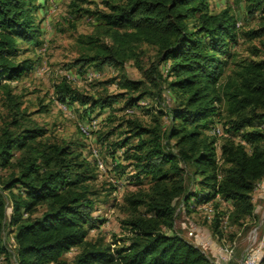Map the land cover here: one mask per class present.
<instances>
[{"label":"trees","instance_id":"1","mask_svg":"<svg viewBox=\"0 0 264 264\" xmlns=\"http://www.w3.org/2000/svg\"><path fill=\"white\" fill-rule=\"evenodd\" d=\"M37 1L0 0V90L10 115L0 129V168L10 170L0 188V260L215 264L174 230V220L177 202L188 207L217 197L231 202V218L239 222L251 215L252 192L264 178V55L239 61L221 80L226 56L239 39L232 7L211 12L209 0H98L93 9L71 4L73 12L91 15L98 24L94 33L83 36L85 51L69 67L81 73L88 65L97 70L114 66L119 92L91 95L62 78L53 85L56 100L68 105L76 102L89 112L103 110L117 99L124 100V107H135L149 97L159 101L162 89L176 100L167 110L146 108L152 115L150 124L137 117L122 121L126 136L111 144V157L116 160V150L124 148L123 160L135 168L138 179L149 177L150 184L147 190L125 197L130 212L124 221L125 236L106 241L104 236L88 238L91 230L103 224L93 214L96 192L91 184L98 176L97 163L73 145L46 138V128L26 118L8 83L36 65L19 56L21 43H39L41 30L34 14L43 4ZM232 1L233 5L243 2L248 17H261L256 28L241 35L246 40L264 37V0ZM142 45L155 50L147 68L138 60ZM132 59L140 79L125 73L124 64ZM163 117H167L166 126ZM214 124L222 129L220 166L214 145L217 137L208 133ZM124 167L118 161L113 170L120 176L122 172L116 170ZM218 221L217 215L216 230ZM7 227L13 229L12 250L2 239ZM74 248L77 253L67 259L65 254ZM260 261L264 264V255Z\"/></svg>","mask_w":264,"mask_h":264},{"label":"rangeland","instance_id":"2","mask_svg":"<svg viewBox=\"0 0 264 264\" xmlns=\"http://www.w3.org/2000/svg\"><path fill=\"white\" fill-rule=\"evenodd\" d=\"M43 4L34 14V22L39 25L41 35L39 43H21V54L19 59L30 58L36 65L28 72L24 73L16 80L8 83L12 88V94L16 95L21 101V108L27 114V119L38 126L46 128V138L58 142H66L80 150L84 157L91 162L101 160L102 169H97L98 176L91 184L94 195V212L103 220V224L91 230L88 238L93 239L104 236L106 241L122 238L125 236L126 225L124 221L129 218L130 212L125 197L133 193H138L149 188V177L138 179L136 170L129 166V161L123 160L124 148L118 149L115 156L112 143H118L126 135L123 134L125 127L122 124L124 118L137 117L144 124H150L152 115L145 112L146 108L167 110L176 103L174 95L167 89H162L159 101L149 97V101L141 100L135 107H124V100L117 99L111 106L103 110L94 112L85 111L78 103H70L67 110H62L57 106L58 100L52 93L53 85L65 77V73L60 75L59 70L64 68L73 77L70 84L81 90L83 93L98 95L107 90L111 94L119 92L117 89V76L119 75L114 66L106 65L102 70H97L94 66L88 65L83 72L79 73L77 68L69 65L85 51L84 35H90L96 31L98 22L91 15L73 12L71 4L80 3L84 7L93 9L98 0H86L81 3L79 0H43L37 1ZM94 2V3H93ZM210 11L218 12L224 7L231 6L235 14L236 22H240L237 27L239 39L237 44L230 48V55L226 56L223 67V80L231 73L235 66L244 59H259L264 55V37L259 39L246 40L241 34L250 28H256L261 21L260 16L248 17L244 8V3L233 5L232 0H209ZM256 50L258 53L256 54ZM140 55L139 62L143 68H147L154 59L155 50L151 46L142 45L137 50ZM136 51V52H137ZM37 69H41L39 73ZM125 73L131 79H140L141 73L136 67L135 60L126 61L124 64ZM35 69V71H34ZM165 72L166 69L161 67ZM134 114V115H133ZM132 115V116H131ZM9 109L5 96L0 90V129L8 118ZM163 125L168 124L167 117H163ZM95 121L98 128H93L92 122ZM80 125L88 130L85 135L80 129ZM264 128V124H261ZM113 130L112 134L107 135L108 131ZM215 143L222 139L215 138ZM236 140H239L238 137ZM134 144V140L130 141ZM104 143V144H103ZM214 143V145H215ZM83 144L84 146H81ZM217 147L215 146V151ZM94 151L96 155H94ZM15 156L18 152L15 151ZM120 161L126 166L120 171V176L115 174L113 166ZM222 158L217 157L216 164L220 166ZM189 167L185 171L189 173ZM8 168H0V188L2 187ZM196 187H193L195 189ZM17 193V190L13 191ZM7 198V215L10 213L9 191L5 192ZM253 211L250 216L236 222L231 218L233 205L231 202L220 201L217 197L207 203H191L185 207L181 202H177L175 210L174 230L184 239L193 242L187 236L189 230H194L201 239L209 242L208 252L212 251V246L223 245L231 251L233 264H239L242 259L254 256V259L261 260L264 255V178L255 184L252 192ZM176 203V202H175ZM140 207L139 210H142ZM42 207L40 211H42ZM225 215L222 217L221 215ZM219 216L217 230L213 228L214 219ZM167 233L170 230L165 229ZM173 231V230H172ZM256 233L255 242H251L249 234ZM3 242L9 250L13 249V229L6 228L3 233ZM74 248L65 257L72 259L77 253ZM229 260L227 262H229ZM9 261V263H8ZM226 262V263H227ZM0 264H15L14 258L5 260L2 258Z\"/></svg>","mask_w":264,"mask_h":264},{"label":"built area","instance_id":"3","mask_svg":"<svg viewBox=\"0 0 264 264\" xmlns=\"http://www.w3.org/2000/svg\"><path fill=\"white\" fill-rule=\"evenodd\" d=\"M240 22H236V26L239 27L240 26ZM41 69H37L36 68V72L39 73ZM35 71V69H34ZM42 71V70H41ZM68 71L65 70L64 68L59 70V73L61 75L65 73V80L70 83V79L71 77H73L70 73H67ZM57 106L62 109V110H67L66 112L69 113V108H68V104L65 102H57ZM93 128H97V124L95 121L92 122ZM80 129L82 130V133L87 135L88 134V130L87 128H85L84 126L80 125ZM208 133L211 136H216L219 137L222 134V129L220 128V126L217 124H214L210 127V129L208 130ZM215 146L217 147V157L219 158V153H220V143L219 141H217L215 143ZM94 155H96V152L94 151ZM97 166L99 169L103 168V163L101 160H96ZM187 236L193 239V244L197 247H199L204 253H206L210 258H212L213 262L215 264H226V262L230 259L231 257V251L223 246L220 245L218 247H214L212 246V251L210 249V253L207 251L208 247H209V242L208 241H204L203 239H201V237H199V235L194 231V230H189L187 233ZM249 237L251 239V242H255L256 239V233L254 231L251 232V234H249ZM188 241V240H187ZM239 264H263L260 260H256L254 259V256L251 255L249 257H246L244 259L241 260V262Z\"/></svg>","mask_w":264,"mask_h":264},{"label":"crops","instance_id":"4","mask_svg":"<svg viewBox=\"0 0 264 264\" xmlns=\"http://www.w3.org/2000/svg\"><path fill=\"white\" fill-rule=\"evenodd\" d=\"M39 1H43V0H39Z\"/></svg>","mask_w":264,"mask_h":264}]
</instances>
